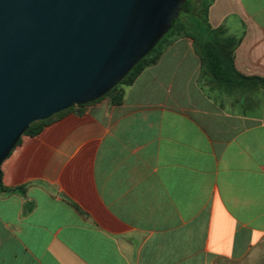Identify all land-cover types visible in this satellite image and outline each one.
<instances>
[{
    "label": "crops",
    "instance_id": "0c3cea01",
    "mask_svg": "<svg viewBox=\"0 0 264 264\" xmlns=\"http://www.w3.org/2000/svg\"><path fill=\"white\" fill-rule=\"evenodd\" d=\"M232 19L236 69L264 78V0H214ZM121 90L2 163L0 264H264V88L212 89L182 36Z\"/></svg>",
    "mask_w": 264,
    "mask_h": 264
},
{
    "label": "water",
    "instance_id": "95a60500",
    "mask_svg": "<svg viewBox=\"0 0 264 264\" xmlns=\"http://www.w3.org/2000/svg\"><path fill=\"white\" fill-rule=\"evenodd\" d=\"M188 0H0V173L27 129L105 96Z\"/></svg>",
    "mask_w": 264,
    "mask_h": 264
},
{
    "label": "trees",
    "instance_id": "16d2710c",
    "mask_svg": "<svg viewBox=\"0 0 264 264\" xmlns=\"http://www.w3.org/2000/svg\"><path fill=\"white\" fill-rule=\"evenodd\" d=\"M213 1L201 0V8L197 17L187 18L186 15L191 11L192 2V0H188L185 9L177 14L172 28L152 52L144 57L125 79L103 97L114 96V102L121 101L123 99L122 87L132 85L144 69L155 65L159 61L164 49L169 44L182 36L189 37L194 41L196 52L202 62V78L212 89L215 86L231 90L264 88V78L246 76L236 69L235 54L242 38L230 35L224 27L213 28L209 24L208 13ZM183 18H186L187 24L181 21ZM49 121L50 119L33 123L27 129L25 135H38ZM10 192H13V190H8L3 186L0 173V196L7 195Z\"/></svg>",
    "mask_w": 264,
    "mask_h": 264
},
{
    "label": "rangeland",
    "instance_id": "374dc122",
    "mask_svg": "<svg viewBox=\"0 0 264 264\" xmlns=\"http://www.w3.org/2000/svg\"><path fill=\"white\" fill-rule=\"evenodd\" d=\"M200 8H201V0H192L191 11L189 13H187V15H186L187 18L197 17ZM181 21L183 23H186V24L188 22L186 20V18L181 19ZM231 22L233 23V26L236 29L235 33H233V34L235 36H239L241 27H240L238 21L232 19Z\"/></svg>",
    "mask_w": 264,
    "mask_h": 264
}]
</instances>
